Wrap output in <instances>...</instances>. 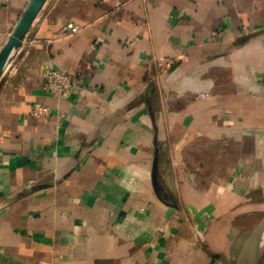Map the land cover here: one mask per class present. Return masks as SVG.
<instances>
[{
	"label": "crops",
	"instance_id": "crops-1",
	"mask_svg": "<svg viewBox=\"0 0 264 264\" xmlns=\"http://www.w3.org/2000/svg\"><path fill=\"white\" fill-rule=\"evenodd\" d=\"M262 196L264 0L43 5L0 76V264H234Z\"/></svg>",
	"mask_w": 264,
	"mask_h": 264
},
{
	"label": "water",
	"instance_id": "water-1",
	"mask_svg": "<svg viewBox=\"0 0 264 264\" xmlns=\"http://www.w3.org/2000/svg\"><path fill=\"white\" fill-rule=\"evenodd\" d=\"M48 0H32L23 13L14 31L9 35L0 50V76L14 54L22 46L35 18ZM264 257V216L254 226L247 237L234 264H261Z\"/></svg>",
	"mask_w": 264,
	"mask_h": 264
},
{
	"label": "built area",
	"instance_id": "built-area-1",
	"mask_svg": "<svg viewBox=\"0 0 264 264\" xmlns=\"http://www.w3.org/2000/svg\"><path fill=\"white\" fill-rule=\"evenodd\" d=\"M67 30L70 33H77L80 27L74 23L67 24ZM160 73L165 72L174 62L172 59L159 60ZM45 80L46 91L57 99L67 98L71 95L73 88L76 85V81L71 73L66 70L58 68H47L43 73ZM50 112V106L42 101H37L33 104L31 109V115L40 121H45L47 115Z\"/></svg>",
	"mask_w": 264,
	"mask_h": 264
},
{
	"label": "rangeland",
	"instance_id": "rangeland-1",
	"mask_svg": "<svg viewBox=\"0 0 264 264\" xmlns=\"http://www.w3.org/2000/svg\"><path fill=\"white\" fill-rule=\"evenodd\" d=\"M262 198H264V196H262ZM261 210L255 212L254 214H252L249 219L246 221L248 223H245L246 227H249V226H253L254 227V224L258 221V219L260 218L259 216H262L264 214V205L260 208ZM250 224V225H249ZM264 258V257H263Z\"/></svg>",
	"mask_w": 264,
	"mask_h": 264
}]
</instances>
